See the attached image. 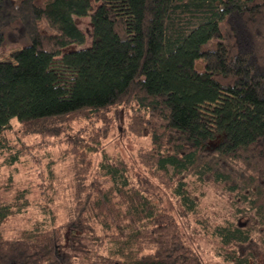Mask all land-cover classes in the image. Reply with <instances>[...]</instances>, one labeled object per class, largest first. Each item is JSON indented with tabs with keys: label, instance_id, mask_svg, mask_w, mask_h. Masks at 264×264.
Returning a JSON list of instances; mask_svg holds the SVG:
<instances>
[{
	"label": "trees",
	"instance_id": "1",
	"mask_svg": "<svg viewBox=\"0 0 264 264\" xmlns=\"http://www.w3.org/2000/svg\"><path fill=\"white\" fill-rule=\"evenodd\" d=\"M75 16L90 17L88 46L70 47L86 42ZM14 44L0 59V179L36 136L30 146L64 143L72 182L62 220L53 194L50 220L14 234L6 223L32 191L13 171L0 182V264H205L189 216L223 262L264 264V0H0V47ZM124 115L147 140L138 168L106 148ZM209 179L232 205L210 227Z\"/></svg>",
	"mask_w": 264,
	"mask_h": 264
},
{
	"label": "rangeland",
	"instance_id": "2",
	"mask_svg": "<svg viewBox=\"0 0 264 264\" xmlns=\"http://www.w3.org/2000/svg\"><path fill=\"white\" fill-rule=\"evenodd\" d=\"M78 26L86 33V42L82 45L73 44L70 47L81 48L90 45L92 41V26L90 24L89 16H75ZM42 29L50 31L48 25L43 23ZM19 45H7L0 47V59L13 60L12 52L18 48ZM127 116L124 115L122 121L114 123L107 134L105 139L106 148L114 153L122 156L133 168L140 167L138 165V147L147 144V140L143 137L132 136L124 132L122 125H125ZM17 134L16 126L8 136L15 139ZM40 140V137L30 136L25 139L28 144L29 152L22 155L21 162L16 167H3L0 182L7 180L8 174L13 171L15 186L27 185L31 188L32 205L24 212L19 213L8 219L6 223V233L14 234L21 231L22 228L30 225L34 220L42 218L43 215L47 216L50 220L52 213L42 212L43 208H50V197L55 194L53 209L56 214L57 220H62L65 217L64 201L62 197L65 192L69 193L68 186L71 180V174L63 158L62 149L65 146L63 142L58 143L57 146L46 149L44 146L32 145L34 142ZM49 150V151H47ZM54 170V171H53ZM172 170V168H171ZM64 187V188H63ZM164 206L172 214L178 218L176 211V202L164 189L158 187ZM200 204V217L201 219L208 220V226L222 221L232 212L231 196L226 192L223 185L216 183L214 180L209 179L208 184L203 187ZM44 213V214H43ZM180 219V218H178ZM183 219V218H182ZM182 225L183 231L190 237L192 242L196 244L202 254L205 264H213L216 262H223L221 256L218 254L220 242L217 237L213 236L208 230L202 226V223L196 221L193 216L184 219ZM207 226V228H208Z\"/></svg>",
	"mask_w": 264,
	"mask_h": 264
}]
</instances>
